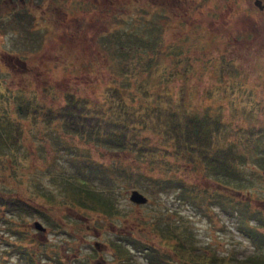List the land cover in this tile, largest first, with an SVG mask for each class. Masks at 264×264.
Returning a JSON list of instances; mask_svg holds the SVG:
<instances>
[{
	"label": "rangeland",
	"instance_id": "obj_1",
	"mask_svg": "<svg viewBox=\"0 0 264 264\" xmlns=\"http://www.w3.org/2000/svg\"><path fill=\"white\" fill-rule=\"evenodd\" d=\"M52 3L61 10L40 15L38 8L31 9V24L10 16L3 21L0 16V115L9 120L2 138L12 149L5 154L0 149V194L12 195L26 205V213H19L18 218V232L23 231L20 238L9 234L0 220V264L23 263L17 260L21 250L38 264H94L97 257L106 264H120V260L179 264L191 256L173 253L174 241L167 238L181 233L187 239L188 232L195 237L193 245L201 249L199 253L221 255L230 240L250 251V243L226 219L198 216L173 199L172 189H161L160 179L165 182L172 177L194 182L197 189L212 190L214 184L200 168L193 172L189 162L171 156L155 131L130 130L136 152H128L75 136L55 117L69 93L87 101L86 112L74 113L94 118L99 107L91 99L104 109L102 113H108L105 102L112 94L125 106L175 108V112L218 107L225 123L259 124L264 121L260 113L264 110V11L255 8L252 0ZM152 23L159 36L150 38L149 44L158 40L161 53L145 90L139 85L145 73L131 64L132 55L126 58L125 48L115 47L119 41L114 37ZM111 35L109 42L106 38ZM120 55L131 70L113 74L112 62ZM185 61L191 64L186 70L182 68ZM163 76H167L164 83ZM115 89L118 96L111 92ZM253 102L261 110L255 108L254 116L247 119L240 112L249 111ZM128 126L141 128L137 121ZM70 146L72 165L66 163ZM100 165L98 173L94 169ZM133 188L148 198V204L128 201ZM91 194L109 206L94 203L88 198ZM11 219L15 221L16 215ZM33 220L44 227L43 232L33 229ZM221 226L230 228L231 236L218 230ZM95 241L101 244L100 250L94 249ZM55 251L65 253L60 263L52 258ZM72 255L78 261H69Z\"/></svg>",
	"mask_w": 264,
	"mask_h": 264
},
{
	"label": "trees",
	"instance_id": "obj_2",
	"mask_svg": "<svg viewBox=\"0 0 264 264\" xmlns=\"http://www.w3.org/2000/svg\"><path fill=\"white\" fill-rule=\"evenodd\" d=\"M156 10L153 13L158 15ZM158 36L159 31L152 23L143 28L136 25L132 29L124 31L120 37H114L119 41L115 47L118 45V48H125V51L122 49V52L126 58L128 59V56L132 55L133 62L131 64L133 66L138 65L142 69L141 73H145L146 79L139 82L141 88L145 90H149L148 87L151 84L149 77L152 76L150 71L156 64L157 55L161 53L157 46L158 40L149 44V39L158 38ZM106 40L112 41V35ZM172 49L177 50L179 48L172 46ZM112 64L113 74L117 71L120 74H125L131 70L130 65L122 55L117 61L114 58ZM175 64L176 62H173V66ZM189 66L191 67V64L185 61L182 68L186 70ZM171 74L173 75L172 71ZM166 77L161 78L163 83L166 81ZM111 92L119 95L117 89ZM79 98L71 93L66 95V103L60 110L61 114L55 117L69 133H76V136L81 138H93V141L95 136H98L96 137L97 141L107 140L113 148L119 150L125 146L135 148L132 138H126L130 135V130L155 131L160 136L162 144L169 147L171 156L179 157L180 160L186 161L185 163L189 162L190 164H187L193 172L197 170V167L200 168L202 174L214 184L212 190L197 189L194 182L190 183L183 178L175 180L172 177L165 182L160 179L163 183L161 189H172L174 192L173 199L185 203L198 216L204 218L207 216L212 218L214 215L223 217L228 221L230 228H235L238 234L250 243V251L243 250L245 247L242 248L240 242L230 240L225 245V252L221 255L215 254L216 251H212L213 254L199 253L201 249L193 245L195 239L193 234L188 232L186 239L180 233V236L167 238L174 241L173 253L178 252L181 255L191 256L189 261L181 260L182 263L179 264H198L201 262L203 264H264V208L261 206V202H264L263 120L257 125L225 123L221 120L222 113L218 107L186 112H175L173 111L175 108L167 110L154 106L135 108L125 106L112 94L107 97L108 102H105V109H110V111L108 113L95 112L97 116L94 118L79 115L80 112L74 113L76 110L86 112L84 105L87 101L84 98ZM91 104L99 107V109L102 108L97 105L94 99H91ZM255 108L260 109L257 103L253 102L250 104L249 111L240 112V114L243 113L242 115L249 119L256 113ZM138 110L141 112L137 114ZM260 113L263 117L264 110ZM18 114L22 115V112L18 111ZM102 116L106 118H102ZM8 121L6 117L0 115V149L3 148L1 154L12 150L8 143H6L8 145L4 144L5 141L2 138L3 127ZM131 121L139 122L141 128L129 127L128 124ZM144 147L142 146L140 150L142 151ZM140 150L138 149L137 152ZM68 151L71 149L69 148ZM102 167L103 165H100V169ZM139 186L141 187V185ZM88 198L96 204L108 202L99 197H93V194L88 195ZM254 201L256 202L255 205ZM214 209H217L218 212H215ZM230 228L221 226L218 227V230L227 233V236H231ZM155 253L153 252V254ZM157 257H161L158 252ZM125 263L127 262L123 263V260H120V264Z\"/></svg>",
	"mask_w": 264,
	"mask_h": 264
},
{
	"label": "flooded vegetation",
	"instance_id": "obj_3",
	"mask_svg": "<svg viewBox=\"0 0 264 264\" xmlns=\"http://www.w3.org/2000/svg\"><path fill=\"white\" fill-rule=\"evenodd\" d=\"M253 1L254 0H252V5H253ZM42 4H44V6L42 9H40ZM260 4L263 5L264 0H260ZM36 8L40 10V13H39L40 15H43V13L45 12L52 13V12H58L59 9L61 10V7L53 6L52 0H0V16L4 17L2 18L3 21L11 17L12 19H15L18 21H27L29 24H31V20L34 21L33 20L34 16L31 13V9L35 10ZM259 11H264V9L259 10ZM12 12H15V13L12 15L11 14ZM10 23H11V20L8 22L7 25H9ZM95 247H96V250H100L101 244L100 245L97 244L95 245ZM64 254L65 253H62L60 258L58 259L63 260L62 257H64ZM75 260L78 261V258L72 255L69 261H75ZM93 262L94 264H106L105 260L101 257L95 258Z\"/></svg>",
	"mask_w": 264,
	"mask_h": 264
},
{
	"label": "water",
	"instance_id": "obj_4",
	"mask_svg": "<svg viewBox=\"0 0 264 264\" xmlns=\"http://www.w3.org/2000/svg\"><path fill=\"white\" fill-rule=\"evenodd\" d=\"M253 5L258 8L259 10H262L264 9V4H260V0H254L253 1ZM128 199L135 203V204H143L146 202V198L143 197L139 192H137L136 190H130L129 191V197ZM33 226L37 229H42L41 226L37 223V222H34L33 223Z\"/></svg>",
	"mask_w": 264,
	"mask_h": 264
}]
</instances>
